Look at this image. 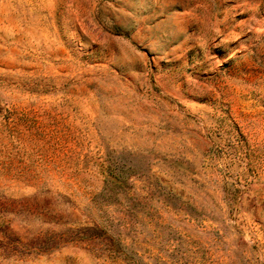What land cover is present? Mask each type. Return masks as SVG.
<instances>
[{
  "label": "rangeland",
  "instance_id": "rangeland-1",
  "mask_svg": "<svg viewBox=\"0 0 264 264\" xmlns=\"http://www.w3.org/2000/svg\"><path fill=\"white\" fill-rule=\"evenodd\" d=\"M0 264H264V0H0Z\"/></svg>",
  "mask_w": 264,
  "mask_h": 264
}]
</instances>
